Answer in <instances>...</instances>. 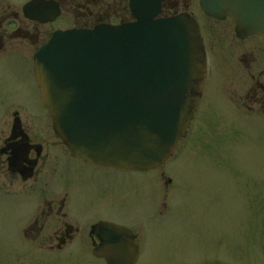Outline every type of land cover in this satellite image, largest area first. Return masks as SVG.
Segmentation results:
<instances>
[{"label":"rangeland","instance_id":"1","mask_svg":"<svg viewBox=\"0 0 264 264\" xmlns=\"http://www.w3.org/2000/svg\"><path fill=\"white\" fill-rule=\"evenodd\" d=\"M28 1L0 0V14L20 11ZM67 14L62 24H72ZM203 24L212 48L204 97L189 135L157 172L171 185L158 186L154 173L92 167L60 154L55 159L59 167L65 162V170L50 179V188L70 191L74 214V209L83 211L81 200L90 195L91 205L130 227L139 250L136 264H264V114L243 109L256 95L255 80L264 86V37L241 42L228 21ZM239 59L251 62V70ZM28 102L36 115V100ZM10 106L16 104L0 100L1 125L9 119ZM50 140L60 145L52 135ZM102 191L106 200L100 199ZM34 205L22 196L0 198V264H105L91 255L85 222L81 238L59 254L49 252L57 243H46L43 234L34 241L36 235L23 232ZM101 214L94 220L107 219ZM48 225L51 238L62 228L54 218Z\"/></svg>","mask_w":264,"mask_h":264},{"label":"water","instance_id":"2","mask_svg":"<svg viewBox=\"0 0 264 264\" xmlns=\"http://www.w3.org/2000/svg\"><path fill=\"white\" fill-rule=\"evenodd\" d=\"M207 14H224L243 38L264 34V0H204ZM59 16L57 6L32 0V20ZM134 22L91 31L56 32L34 57L41 103L71 157L127 172L161 168L185 138L205 83V51L186 17L156 19L159 0H130ZM48 21V20H47ZM45 21V22H47ZM239 37V36H238ZM105 264H136L129 230L97 227Z\"/></svg>","mask_w":264,"mask_h":264},{"label":"flooded vegetation","instance_id":"3","mask_svg":"<svg viewBox=\"0 0 264 264\" xmlns=\"http://www.w3.org/2000/svg\"><path fill=\"white\" fill-rule=\"evenodd\" d=\"M44 1L51 2L53 7L57 6L58 8L59 16L53 21L49 20V11L44 14V18L48 20H45L47 22L27 18L23 13L26 4L22 6L20 11H5L0 14V100L16 104L13 108L9 107L11 109L8 121L4 125L0 124V198L14 199L17 196H22L30 199L35 204L34 208L29 210L30 224L22 231L29 232V235H36L33 238L34 241L43 234L42 237L45 238L46 243L56 242L55 247L49 246L50 253H55L54 250H56V253L59 254L67 244L77 242L83 234L81 224L84 222L87 231L86 238L90 245L92 257L93 252L101 246L97 234V227L101 223H112L129 230L132 234L133 245L137 247L135 232L126 224L118 223V219L108 217L104 210H99L96 206L91 205L89 203L90 195H85V199L81 200V206L83 207L81 213L74 209L76 215L72 212L75 199L72 201L73 196L70 191L65 187L50 188V179L58 174L59 169L65 170V162L61 167H59L61 162L57 161L56 163L59 154L63 159L68 157L70 162L74 160L92 167L98 166L71 157L69 151L57 138L48 112L41 104L34 75V57L47 45L54 33L71 30L91 31L98 26L114 27L133 22L130 0H70L68 8H66L68 0ZM203 1L159 0V12L156 19L163 20L182 16L192 20L198 30L207 58L212 48L210 49L209 40L204 33L203 23H208L209 20L231 22L224 14L205 13L201 8ZM7 10H10V7H7ZM66 13L71 18L70 22L72 21V24H62L61 21L65 19ZM232 25L235 39L238 41L244 42L250 38L264 37V34H261L243 38L244 32L240 30L237 33L236 27L234 24ZM239 64L245 70H251V62L241 59ZM250 78L254 79L253 76H250ZM206 82L207 63L204 87ZM255 88L258 90L256 95L250 98L252 104L249 106L244 105L243 109L247 113H251L258 108L257 110L264 114V86L259 79L255 80ZM259 93L261 96L258 98ZM203 95L202 93L189 131L195 125L197 111L201 106ZM32 99L36 100L37 116H33L30 112L28 101ZM51 135L58 139L60 145H57V140H55L56 142L50 140ZM188 135L189 133L186 137ZM51 152L53 155L56 153V155L52 157ZM165 166L166 164L163 167ZM163 167L147 173H133L140 175L154 173L153 182L157 183L158 186L159 183L163 182V185L168 187L171 185V180L164 173H157ZM50 173L53 174L52 177ZM99 196L102 200L108 198L107 193L104 191L100 192ZM88 212L90 213L89 216L87 215ZM97 213H102L101 215L107 219L96 218L94 220L93 215ZM50 218L57 219L62 227L54 232L53 238L48 236Z\"/></svg>","mask_w":264,"mask_h":264}]
</instances>
